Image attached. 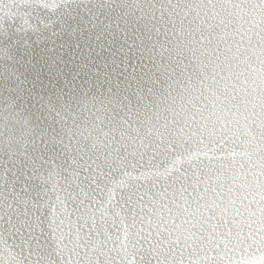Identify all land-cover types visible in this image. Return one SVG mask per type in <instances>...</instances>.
<instances>
[{"label":"clouds","instance_id":"1","mask_svg":"<svg viewBox=\"0 0 264 264\" xmlns=\"http://www.w3.org/2000/svg\"><path fill=\"white\" fill-rule=\"evenodd\" d=\"M9 4L0 0V28L8 21L26 33L46 28L64 0H27L12 15ZM136 7L125 16L144 23ZM144 26L153 65L135 106L127 97L42 98L34 121L23 106L0 104V115L43 128L48 159L32 176L38 192L69 181L71 164L84 159L100 173L101 192L119 203L130 240L141 224L178 228L191 244L264 228V152L244 142L249 129L264 132V0H175L162 29ZM14 163L31 168L33 160ZM52 251L0 236V264H50Z\"/></svg>","mask_w":264,"mask_h":264},{"label":"water","instance_id":"2","mask_svg":"<svg viewBox=\"0 0 264 264\" xmlns=\"http://www.w3.org/2000/svg\"><path fill=\"white\" fill-rule=\"evenodd\" d=\"M133 2L145 24L161 29L175 10V0H64L59 14L40 31L20 33L5 21L0 28V104L23 106L34 114L40 110L42 98L76 102L93 96L127 97L125 104L135 106L136 91L146 82L153 61L144 23L131 14L125 16ZM37 123L21 115H0V229L10 212L17 214L13 219L18 216L23 221L35 200L44 196L32 180L34 171L43 168L48 159L42 151L43 128ZM37 136L41 148L33 153ZM246 136L244 142L257 154L264 152V132L249 129ZM222 147L221 160L227 142ZM28 156L33 160L31 168L14 163ZM187 239L178 228L141 224L139 234L130 240L123 226L117 233L99 213L84 207L76 211L69 202L57 217L56 231L41 249H54L50 264H124L127 260L199 264L203 252L216 240L212 235L198 244L187 243ZM135 240L137 253L132 255L131 241ZM43 260L47 262L48 257Z\"/></svg>","mask_w":264,"mask_h":264},{"label":"snow or ice","instance_id":"3","mask_svg":"<svg viewBox=\"0 0 264 264\" xmlns=\"http://www.w3.org/2000/svg\"><path fill=\"white\" fill-rule=\"evenodd\" d=\"M26 3L27 0H10L9 14L22 13ZM15 108L13 105V110ZM33 120H36L34 113ZM72 169L76 171L73 172L71 179L58 187H53L44 193L43 197H38L32 204L30 213H25L26 218L23 221L19 220L18 216L13 219L12 217L17 214L10 212L5 218L6 225L0 229V236L7 241H15L21 248L27 245L30 249L34 246L39 250L48 244L49 235L56 231L57 217L64 213L69 202L76 211L84 207L93 213H99L105 224L110 228L114 226L117 233L123 226L127 234L128 221L122 217L119 203H113L100 190V181L96 179L100 173L93 172L90 163L84 159H77L69 170ZM64 175L67 176L68 173ZM142 238L147 240L146 236ZM137 243L138 240L131 241L132 255L137 253ZM124 264L137 262L127 260ZM199 264H264V228L255 232L236 234L229 230L203 252Z\"/></svg>","mask_w":264,"mask_h":264}]
</instances>
